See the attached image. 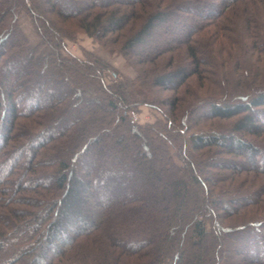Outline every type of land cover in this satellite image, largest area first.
I'll use <instances>...</instances> for the list:
<instances>
[{"label": "trees", "instance_id": "16d2710c", "mask_svg": "<svg viewBox=\"0 0 264 264\" xmlns=\"http://www.w3.org/2000/svg\"><path fill=\"white\" fill-rule=\"evenodd\" d=\"M80 32L136 75L64 55ZM142 170L151 206L105 197ZM263 181L264 0H0V264H264Z\"/></svg>", "mask_w": 264, "mask_h": 264}, {"label": "rangeland", "instance_id": "374dc122", "mask_svg": "<svg viewBox=\"0 0 264 264\" xmlns=\"http://www.w3.org/2000/svg\"><path fill=\"white\" fill-rule=\"evenodd\" d=\"M15 11H16L18 26H19L22 34L24 35V37L27 41V45L30 48H34V47L38 46L40 44V38L36 34V32L34 31L31 17L22 8H16ZM152 34H154V32H152L150 34V37H148V40L150 38H152ZM134 48L137 51H139L138 44L135 45ZM114 49H115L114 47H107V48L105 47L104 48V47H102V45L98 41H96L92 37L86 35L85 33L80 32V33H77L75 38H73L71 40L65 39V45L61 51L64 55H74L80 59H83L86 52H89V53H92L94 56L105 61L109 65V68H110L109 70H105V72L102 75L104 81H106L107 83L115 82V81L121 80L123 78L132 79L136 75L132 64H130L123 55H121L119 52H116ZM38 50L39 51H38L36 56L39 58L48 52V47L42 46ZM215 70H216V68H215ZM114 71L117 74H115ZM230 72H231V70H230ZM183 91H185V90L182 89V92ZM219 92H220V90H217V94H219ZM166 94H170V92L167 91ZM132 117H133L134 121L137 122L138 124H145V123L147 124V123H153V122L161 119L162 115H161V112L158 111L157 109L150 107V106H147V105H144V104H141V105H139L137 110L134 111V113L132 114ZM246 163H250V160L248 159ZM143 171L144 170L140 171L141 174L139 173L140 176H139L138 180L136 182H134L132 185H130L129 183L128 184L124 183L123 185H121L120 188L118 187L114 191H112L113 188H110V191H112V192H108V193L106 192L105 197L108 200H110V199H113L115 197H119L122 194L125 195L127 192H124V191H125V189L128 190L129 187H133L132 190L134 193L138 192L139 195H143L144 191L142 189V185L140 186L141 182H139V180H142L144 178V176L142 175ZM155 182H156V180H155ZM155 182H154V184H155ZM164 183H165V181L161 182L160 183L161 186H163ZM250 183L251 182L247 180L243 183V186H246V188L251 189L252 187H250L251 186ZM238 184H239V182H237V185ZM113 192H115V194ZM141 192L143 194H141ZM137 201L138 202H147V205H150V206L152 205V203H151L152 201L145 199L144 195L142 198H140ZM156 202L158 203V201H156ZM187 202L190 205L189 202H194V200H188ZM261 204H262V206L260 209L262 210V212L260 214L264 213V200H262ZM80 205L81 204H79L78 206H79L81 212L83 213V215H86L85 213L88 214L91 207L90 206L88 207L86 205H83V206H80ZM156 206L157 205L155 204L154 205L155 208L154 207L153 208L156 209V210H154L155 212H158ZM224 210H225V208H224ZM250 214L254 215L253 213H250ZM231 216H233V215H231ZM246 217H248V216H246ZM232 220H234L233 217H230L229 219L226 218L224 223H226L227 225L233 226V225H237L239 223H242V221L244 222V220H242V219H240L242 221L239 220V222H237V223L233 222ZM75 221H78V223L79 222L88 223L89 220H87L86 218H82L80 215H77L76 219L71 218L69 220V223H68L69 230H73V227L76 224ZM231 222H233V223L230 224ZM249 234H251V232ZM58 235L61 236L62 233L59 231ZM236 236H241V234H239V235L237 234ZM236 236H232L231 239L235 238ZM250 236L246 237V241L251 238ZM236 240H237V237H236ZM53 246H54L53 244L50 245V247H53ZM234 251H235V247L232 243L231 252H234Z\"/></svg>", "mask_w": 264, "mask_h": 264}]
</instances>
